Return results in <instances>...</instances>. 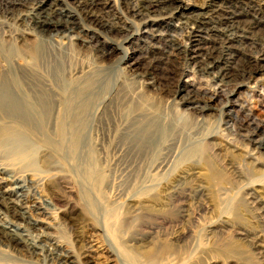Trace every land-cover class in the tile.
I'll list each match as a JSON object with an SVG mask.
<instances>
[{"label": "rangeland", "instance_id": "1", "mask_svg": "<svg viewBox=\"0 0 264 264\" xmlns=\"http://www.w3.org/2000/svg\"><path fill=\"white\" fill-rule=\"evenodd\" d=\"M116 1L106 11L116 13ZM181 1L192 5V15L203 12L204 0ZM250 1L264 7V0ZM256 33L264 36V28ZM102 44L112 46L102 38L72 40L67 51L73 73L94 84L89 124L75 154L52 153L48 167L40 145L27 146L22 158L1 146L0 171L8 176L0 172V191L12 192L11 200L47 228L40 233L44 244L61 247L75 264H264V151L251 163L247 153L255 145L239 129L252 120L264 126V74L222 88L199 117L186 99L211 88L192 66L184 68L182 55L162 46L150 53L156 69L145 76L150 55L141 46L127 45L130 57L120 63L118 52L96 53ZM227 99L231 104L223 109ZM154 113L173 129L138 154L125 138L135 118ZM16 178L31 182L24 197ZM34 202L47 214L29 208ZM45 255L14 247L0 264H57Z\"/></svg>", "mask_w": 264, "mask_h": 264}, {"label": "bare ground", "instance_id": "2", "mask_svg": "<svg viewBox=\"0 0 264 264\" xmlns=\"http://www.w3.org/2000/svg\"><path fill=\"white\" fill-rule=\"evenodd\" d=\"M109 1L54 0L50 4L48 0H0V147L12 146L10 152L22 158L27 146L40 145L47 150L42 154L47 158L42 157L48 167L52 153L69 150V155L75 154L89 124V89L94 84L93 80L81 79L79 71L80 77L75 75L71 67L75 60L71 62L67 52L72 40L81 44L98 38L104 44L110 41L109 49L102 44L95 51L102 58L118 52L122 55L120 63L130 57L126 46L135 42L144 55H150L143 70L145 76L156 69L155 54L150 53L165 47L171 56L175 55L172 52L182 55L184 68L192 66L194 74L211 88L208 95L187 96L199 117L210 109L212 98L222 93V88L237 79L243 85L255 74H264V36L256 33L264 28V7L259 2L204 0L203 12L192 15V5L181 0H117L114 14L106 11ZM54 35L56 40H52ZM27 37L34 40L29 42ZM226 101L223 109L231 104L230 99ZM135 119L125 139L138 154L148 151L173 129L157 113ZM239 129L247 130L243 138L255 145L247 153L248 159L257 162L255 154L264 151V126L252 120ZM254 136L259 139L252 140ZM1 171L8 176L6 169ZM13 182L23 192L21 196L31 188L29 181L16 178ZM11 195L0 191V215L7 219L0 220V257L6 259L10 249L23 247L34 256L46 253L57 264H75V258L61 247L44 244L40 233L47 228L29 217L26 207L15 204ZM40 203L29 208L47 214ZM118 228L116 233L121 230Z\"/></svg>", "mask_w": 264, "mask_h": 264}]
</instances>
